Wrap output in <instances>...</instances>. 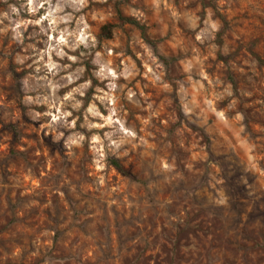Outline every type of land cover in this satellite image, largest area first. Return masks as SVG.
I'll return each mask as SVG.
<instances>
[{"label": "rangeland", "instance_id": "374dc122", "mask_svg": "<svg viewBox=\"0 0 264 264\" xmlns=\"http://www.w3.org/2000/svg\"><path fill=\"white\" fill-rule=\"evenodd\" d=\"M0 264H264V0H0Z\"/></svg>", "mask_w": 264, "mask_h": 264}, {"label": "trees", "instance_id": "16d2710c", "mask_svg": "<svg viewBox=\"0 0 264 264\" xmlns=\"http://www.w3.org/2000/svg\"><path fill=\"white\" fill-rule=\"evenodd\" d=\"M103 34L106 35L107 37H111L112 35V26L111 25H105L103 28ZM114 165L121 169V165L117 160H113Z\"/></svg>", "mask_w": 264, "mask_h": 264}]
</instances>
